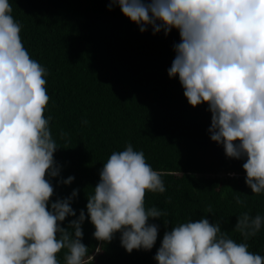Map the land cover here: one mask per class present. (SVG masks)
<instances>
[{"label":"clouds","instance_id":"1","mask_svg":"<svg viewBox=\"0 0 264 264\" xmlns=\"http://www.w3.org/2000/svg\"><path fill=\"white\" fill-rule=\"evenodd\" d=\"M115 6L141 33L149 27L154 35L179 31L169 77H179L190 105L208 104L211 140L223 145L229 158H246V185L253 194L264 193V0H111L107 7ZM12 12L10 0H0V264H61L62 249H67L65 264H85L82 225L89 218L97 240L110 242L119 232L127 252L151 250L159 225L149 221L166 213L146 207L145 194L166 187L131 143L103 163L87 215L81 209L62 227L67 217H76L72 203L78 189L49 207L51 181L60 177L61 167L54 159L52 117L45 116L47 69L31 58ZM236 201L244 203L239 196ZM262 227L264 215L245 212L235 230L247 239ZM154 259L157 264H264V256L208 218L166 231Z\"/></svg>","mask_w":264,"mask_h":264},{"label":"trees","instance_id":"2","mask_svg":"<svg viewBox=\"0 0 264 264\" xmlns=\"http://www.w3.org/2000/svg\"><path fill=\"white\" fill-rule=\"evenodd\" d=\"M110 3L10 0L25 48L47 69L50 100L45 116L52 117L58 147L54 159L61 167L60 177L51 181L49 207L78 189L72 203L76 217H67L62 227L78 218L81 209L87 215L88 196L103 163L131 143L161 173L166 187L163 193L145 194L146 207L166 213L149 221L159 225L157 241L149 251L129 253L119 232L110 242L97 240L89 218L82 225V242L88 247L85 264H157L154 257L164 233L201 218L220 221L232 239L264 256V227L247 239L235 230L243 213L264 215V193L253 194L245 183L246 158H229L223 145L211 140L208 104L190 105L179 77L168 75L179 31L154 35L149 27L141 33L118 6L109 10ZM69 176L75 177L70 185L59 183ZM66 252L57 253L61 264Z\"/></svg>","mask_w":264,"mask_h":264}]
</instances>
